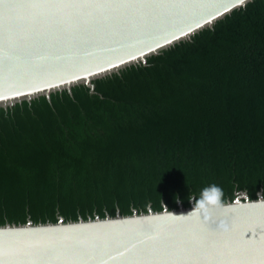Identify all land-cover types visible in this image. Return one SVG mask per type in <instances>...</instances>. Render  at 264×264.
Segmentation results:
<instances>
[{
    "label": "trees",
    "instance_id": "16d2710c",
    "mask_svg": "<svg viewBox=\"0 0 264 264\" xmlns=\"http://www.w3.org/2000/svg\"><path fill=\"white\" fill-rule=\"evenodd\" d=\"M0 108V223L264 193V0L158 55Z\"/></svg>",
    "mask_w": 264,
    "mask_h": 264
},
{
    "label": "water",
    "instance_id": "95a60500",
    "mask_svg": "<svg viewBox=\"0 0 264 264\" xmlns=\"http://www.w3.org/2000/svg\"><path fill=\"white\" fill-rule=\"evenodd\" d=\"M253 0H0V108L104 78ZM180 200V199H179ZM0 223V264H264V193Z\"/></svg>",
    "mask_w": 264,
    "mask_h": 264
},
{
    "label": "clouds",
    "instance_id": "9594fccd",
    "mask_svg": "<svg viewBox=\"0 0 264 264\" xmlns=\"http://www.w3.org/2000/svg\"><path fill=\"white\" fill-rule=\"evenodd\" d=\"M223 197L224 190L222 186L212 183L202 188L198 195L191 194L188 199L193 203L194 208H196L198 204H207L216 207L217 205H223ZM177 203H180L179 199H177Z\"/></svg>",
    "mask_w": 264,
    "mask_h": 264
}]
</instances>
